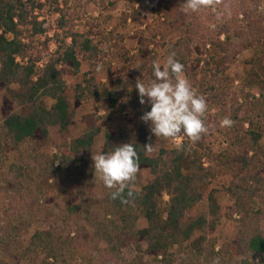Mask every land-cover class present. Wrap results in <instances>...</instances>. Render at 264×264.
Listing matches in <instances>:
<instances>
[{
	"label": "trees",
	"instance_id": "obj_1",
	"mask_svg": "<svg viewBox=\"0 0 264 264\" xmlns=\"http://www.w3.org/2000/svg\"><path fill=\"white\" fill-rule=\"evenodd\" d=\"M120 1L128 3L120 22L143 27L132 35L133 50L125 45L124 33L109 29L113 16L104 11L107 4ZM141 1L0 0V134L6 141L5 146L0 142V157L7 148L32 161L30 168L10 166L5 178L8 201L0 206V247L12 252L15 264H213L216 258L220 264H233L236 258L240 264H264V0H218L214 9L195 13L183 11L185 0H148L162 19L154 28L136 8ZM91 5L100 9L98 14L89 11ZM177 31L182 36L167 42ZM197 39V57L192 58ZM154 48L168 55L175 52L193 88L206 99L208 132L195 144L184 138L179 148L166 146L149 137L150 124L141 120L151 108L147 99L139 103L135 83L154 79ZM245 50L253 55L242 83L257 89L260 97L232 91L228 71ZM117 61L124 64L122 71L114 70ZM84 63L88 71L75 86V107L96 100L104 115H86L84 132L73 138L75 113L65 76L79 75ZM102 73L108 76L105 81L99 78ZM47 99L54 101L50 107ZM213 108L219 112L213 114ZM119 110L133 129L115 133L108 127L103 151L131 143L139 154L137 177L141 179L144 169L152 176L135 187L133 197L125 191L128 204L111 199V192L95 199L83 190L88 155L101 133L97 122L111 120ZM243 110L246 114L240 116ZM225 117L234 121L231 127H221ZM51 127H59L61 141L46 158L42 152ZM216 132L227 140L226 149L217 154L207 142ZM149 143L155 148L151 154L144 149ZM233 167L245 172L224 187L234 200L227 217L236 224V235L218 249L220 190L210 188V181L216 169ZM66 170L81 191L79 201L48 220L40 203L49 200L45 184ZM203 201L208 214L195 215ZM142 219L144 227L139 225ZM37 221L49 225L37 229L25 244L21 233ZM0 264L7 263L0 258Z\"/></svg>",
	"mask_w": 264,
	"mask_h": 264
},
{
	"label": "rangeland",
	"instance_id": "obj_2",
	"mask_svg": "<svg viewBox=\"0 0 264 264\" xmlns=\"http://www.w3.org/2000/svg\"><path fill=\"white\" fill-rule=\"evenodd\" d=\"M128 8V3L126 1H120L116 3L113 6L106 5L104 8L105 13L112 15L113 20L111 21V24L109 26V29L117 28L118 32L124 33L126 35L125 45L127 48L133 50L136 47V42L132 38L133 34L140 28V27L131 21L127 23L126 25H123L121 20L122 13ZM136 8L142 13L143 16H146L149 19V24L151 27H155L159 25L162 21L160 12L156 11L157 6L153 3H150L148 0H142L140 3L136 5ZM100 9H98L96 6L91 5L89 7V11L91 13L98 14ZM78 30L83 31V28L81 26L78 27ZM54 35V32H51L49 34V37H52ZM182 36L181 31H177L175 34L170 36L167 39V42L171 39H175L177 37ZM70 41V40H69ZM200 44V40H196L193 45L191 46V56L192 58L197 57L196 52V46ZM51 51H55L57 49V44L55 42H52L50 45ZM156 54L158 55V58L161 60H164L168 53L165 49L161 48H154ZM253 51L252 50H245L242 54H240L237 58V62L232 65V67L229 69L228 74L230 78L233 81L232 85V91L236 92L240 96L242 93L252 92L256 95V97H260L259 92L257 89L253 87H246L242 83V79L245 75V71L247 68V61L252 57ZM45 63V62H44ZM43 63V64H44ZM41 64V66H43ZM124 64L122 62H115L114 63V70L117 68L118 70L122 71L124 68ZM88 71V65L86 63L83 64L81 73L79 75H66L65 80L67 82V85L69 87V95L72 103V108L74 109L75 118L73 125L70 127V136L73 138H76L80 136L85 128L86 123L84 122V118L86 115L90 114H97L99 116L104 115V111L98 110V101L91 100V101H85L83 102L79 107H75V99H74V89L77 83L81 82L83 79V73ZM107 74L102 73L99 78L103 81L107 79ZM13 88H18V85H13ZM4 92L0 93V125L2 124L4 117L2 113V107H3V96ZM242 101V100H240ZM52 99H47L46 103L47 106L50 107L53 104ZM112 116L111 120L102 119L98 120V125L101 128V133L97 136L95 140V144L93 146L92 152L88 155V159L90 161V165L86 170V174L84 177V188L83 190L91 197L95 199H101L106 197L112 190L107 189L103 183L97 178L95 179L94 174V167H93V161H92V154H96L97 152L103 151L104 144H105V134L108 127L110 129L117 133L119 130H132L133 125L128 122L127 117L123 113H119ZM219 111L215 108H213L212 113L216 114ZM246 112L243 110L241 111L240 116H244ZM96 118H94L95 120ZM97 120V119H96ZM249 125L246 124V127ZM147 133L149 137L153 139H157L152 133L150 132V126L147 129ZM158 140L162 141L166 146H175L174 142L170 140H164L163 138H159ZM61 141L60 137V131L59 127H51L50 128V134L47 141L46 146L44 147L43 154L44 157H49L51 154L56 153L57 148L56 145ZM0 142L5 146V139L0 134ZM208 144L212 148L213 153L217 154L227 147V140L224 135H222L219 132L214 133L212 136L208 137L207 139ZM30 151L35 149V146L30 141L28 142ZM182 143V142H181ZM262 144L264 146V138L262 140ZM104 152V151H103ZM206 165H209L210 162L208 159L204 160ZM14 163H21L25 164L26 167L32 166V161L27 159L26 157H23L22 159L18 156L16 151H10L7 148L5 149V153H3L0 157V206L1 203L8 201V193H9V187L5 181V178L7 174L9 173L10 166ZM28 172H31V170H28ZM216 177L212 179L210 182V188H218L220 192L218 193V199L219 203L221 205L220 214L222 215V220L219 222L217 231L215 235L218 237L219 244L218 249L221 248V246H226L232 240L235 239L236 235V229H235V223L227 217L229 209L232 207L234 200L230 197L229 194L225 192L224 187L228 186L232 181L236 180L238 177H241L244 175V171H242L239 167H233V168H218L216 169ZM31 176V175H30ZM141 179L136 177L135 180V187H141L142 185L146 184L149 179H151V174L148 169H144L140 173ZM95 179V180H94ZM45 195L49 199L48 201H45L43 198L40 201V203L44 204L43 209L45 210L46 218L48 220H52L53 218L57 217L59 214V210L61 208L66 207L69 204L77 203L80 198V189L76 187L75 183L73 182V179L70 175V171L66 170L60 177L57 179H51L47 184H45ZM30 202V201H28ZM195 215H207L208 214V208H207V202L203 201L201 202L193 211ZM235 218L238 217L237 214L234 216ZM3 225V224H2ZM47 222L37 221L33 223L31 226H28L23 232L21 233V239L22 242L25 244L28 243L31 236L34 234V232L41 228V227H48ZM59 225H61V222L59 221ZM140 227H144L146 225L145 220H140L139 222ZM1 235V234H0ZM42 255H40L41 258ZM0 258H3L4 261H6L7 264H15L13 259L12 252L8 253L3 248L0 247ZM24 264H30V262H24ZM233 264H240V258H236L234 260Z\"/></svg>",
	"mask_w": 264,
	"mask_h": 264
},
{
	"label": "clouds",
	"instance_id": "obj_3",
	"mask_svg": "<svg viewBox=\"0 0 264 264\" xmlns=\"http://www.w3.org/2000/svg\"><path fill=\"white\" fill-rule=\"evenodd\" d=\"M218 0H185L183 11L195 13L204 8H215ZM171 52L164 60L157 58L152 62L154 79L145 83L137 79L135 88L138 90L139 103L144 105L146 99L150 111H146L141 120L150 124V132L157 139L163 138L174 142L177 148L187 138L192 144L198 142L208 127L203 117L208 111V105L203 95L197 93L185 75L184 65ZM234 121L225 117L220 121L221 127H231ZM145 152L155 151L153 144L144 146ZM95 179L114 190L110 193L113 200L120 199L122 204H128L134 195L135 180L140 171L139 154L131 143L116 146L110 152L92 154ZM94 179V180H95ZM213 264H220L219 258ZM259 264V261L256 262Z\"/></svg>",
	"mask_w": 264,
	"mask_h": 264
},
{
	"label": "crops",
	"instance_id": "obj_4",
	"mask_svg": "<svg viewBox=\"0 0 264 264\" xmlns=\"http://www.w3.org/2000/svg\"><path fill=\"white\" fill-rule=\"evenodd\" d=\"M152 177V176H151Z\"/></svg>",
	"mask_w": 264,
	"mask_h": 264
}]
</instances>
